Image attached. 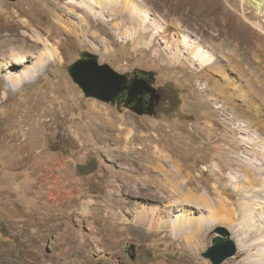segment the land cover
Returning <instances> with one entry per match:
<instances>
[{
	"label": "rangeland",
	"instance_id": "rangeland-1",
	"mask_svg": "<svg viewBox=\"0 0 264 264\" xmlns=\"http://www.w3.org/2000/svg\"><path fill=\"white\" fill-rule=\"evenodd\" d=\"M94 1L0 0V170L32 163L4 146L26 144L36 123L55 154L31 173L43 203L6 219L0 196V264H212L202 253L219 226L238 247L223 264H264V14L248 0ZM84 52L151 72L173 107L139 117L86 98L69 73ZM38 64L17 88L4 78ZM134 200L175 205L195 224L184 237L146 234L124 211Z\"/></svg>",
	"mask_w": 264,
	"mask_h": 264
},
{
	"label": "water",
	"instance_id": "water-1",
	"mask_svg": "<svg viewBox=\"0 0 264 264\" xmlns=\"http://www.w3.org/2000/svg\"><path fill=\"white\" fill-rule=\"evenodd\" d=\"M69 73L86 98L96 99L107 104L115 103L116 95L126 83L125 74L116 71L109 64L100 63L99 57L90 52L82 53L81 58L69 67ZM156 91L154 89L153 93ZM153 100L157 102L159 96L156 94ZM94 167L91 166L89 170ZM214 235L211 245L202 253V257L212 264H223L236 255L238 251L237 243L226 227H217L214 230ZM130 249L135 253L134 244L128 243L125 245L124 250L126 253H129Z\"/></svg>",
	"mask_w": 264,
	"mask_h": 264
},
{
	"label": "bare ground",
	"instance_id": "bare-ground-1",
	"mask_svg": "<svg viewBox=\"0 0 264 264\" xmlns=\"http://www.w3.org/2000/svg\"><path fill=\"white\" fill-rule=\"evenodd\" d=\"M248 1L257 9L258 13L264 14V0H248ZM94 2L97 4V6L100 7L102 5L103 6L108 5V2H106V0L104 2L103 0L101 1L95 0ZM67 3L72 4L73 2L68 1ZM41 38L42 37L40 35H35L33 39H41ZM200 51L201 50L193 51L192 53V57L196 59L197 62H199L204 66H214L216 64L215 60L211 55L205 54L204 52L202 51L200 52ZM38 53L40 54L41 57L48 60H52L57 55L53 50L48 48H45ZM18 59L19 62H16L15 58H13L14 63L20 65L26 63V60L24 58H18ZM35 70H40L39 64L36 65L35 68H31L25 71H16L14 69L13 70L11 69L3 75L6 81L10 83V87L17 88L24 82H27L29 79H31V77L34 75ZM128 203H129L128 207L125 208L124 211L129 213L131 224H133L135 227H139L146 234L150 232H158V231L163 232L165 230H170L172 232L171 234L172 236H176L178 234L177 236L182 235V237H184V235H188V233L191 231L190 230L191 226L195 224L193 223V218L189 216L188 218H186L185 215L181 216V215L173 214L177 209L175 205H170L168 207H161L159 204H156L154 202H148L145 200L144 201L134 200V202L130 201ZM107 211H112V210L110 209ZM239 243H240L239 248L245 249V245L247 244L244 245L242 242H238V245Z\"/></svg>",
	"mask_w": 264,
	"mask_h": 264
},
{
	"label": "crops",
	"instance_id": "crops-1",
	"mask_svg": "<svg viewBox=\"0 0 264 264\" xmlns=\"http://www.w3.org/2000/svg\"><path fill=\"white\" fill-rule=\"evenodd\" d=\"M47 130L46 123H36L29 131V141L26 144L22 145L16 141L15 143H6L4 146L10 149L12 147L17 151L21 150L25 154L28 152L26 155H31L32 158V163L26 162L23 164L24 166L15 168L5 166L0 170V196H4V203L9 205L8 209L5 207L3 211L6 219L15 218L21 209L22 211L29 209V206L34 204L32 202L39 200L38 203H43V200H45L44 193L39 191L37 186H33L34 181H31L30 178L53 167L55 161L54 151L47 149L44 138L39 139ZM27 144H33L34 148L32 147V150H29L30 148H26ZM18 205H20V208H18Z\"/></svg>",
	"mask_w": 264,
	"mask_h": 264
},
{
	"label": "flooded vegetation",
	"instance_id": "flooded-vegetation-1",
	"mask_svg": "<svg viewBox=\"0 0 264 264\" xmlns=\"http://www.w3.org/2000/svg\"><path fill=\"white\" fill-rule=\"evenodd\" d=\"M16 1L18 0H9V2ZM124 74L126 75V83L116 95L114 105L130 110L139 117H155L164 112L165 109L169 113L173 107V101L168 98V93L165 90L153 93L154 89L157 90L154 74L143 69H132ZM156 94L159 96L157 102L152 101ZM91 166L96 167L93 160L80 164L78 168L84 171L89 170Z\"/></svg>",
	"mask_w": 264,
	"mask_h": 264
}]
</instances>
